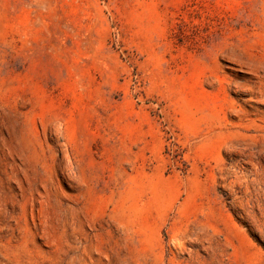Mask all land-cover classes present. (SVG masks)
Wrapping results in <instances>:
<instances>
[{
    "label": "rangeland",
    "instance_id": "374dc122",
    "mask_svg": "<svg viewBox=\"0 0 264 264\" xmlns=\"http://www.w3.org/2000/svg\"><path fill=\"white\" fill-rule=\"evenodd\" d=\"M0 264H264V0H0Z\"/></svg>",
    "mask_w": 264,
    "mask_h": 264
}]
</instances>
